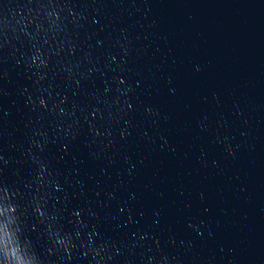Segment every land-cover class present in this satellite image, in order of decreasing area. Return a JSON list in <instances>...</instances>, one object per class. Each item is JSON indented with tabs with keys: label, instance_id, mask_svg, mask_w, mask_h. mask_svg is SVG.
Returning <instances> with one entry per match:
<instances>
[{
	"label": "water",
	"instance_id": "1",
	"mask_svg": "<svg viewBox=\"0 0 264 264\" xmlns=\"http://www.w3.org/2000/svg\"><path fill=\"white\" fill-rule=\"evenodd\" d=\"M0 264H264V0H0Z\"/></svg>",
	"mask_w": 264,
	"mask_h": 264
}]
</instances>
